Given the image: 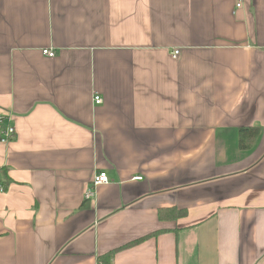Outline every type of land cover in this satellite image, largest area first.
<instances>
[{
	"label": "crops",
	"instance_id": "crops-1",
	"mask_svg": "<svg viewBox=\"0 0 264 264\" xmlns=\"http://www.w3.org/2000/svg\"><path fill=\"white\" fill-rule=\"evenodd\" d=\"M0 116V264H264V0H0Z\"/></svg>",
	"mask_w": 264,
	"mask_h": 264
},
{
	"label": "built area",
	"instance_id": "built-area-1",
	"mask_svg": "<svg viewBox=\"0 0 264 264\" xmlns=\"http://www.w3.org/2000/svg\"><path fill=\"white\" fill-rule=\"evenodd\" d=\"M241 4H238V7ZM179 53L178 50L174 51L173 56L176 57V55ZM43 54H45L46 56L53 58L55 57V51H53V49H44ZM102 98L99 95H94L93 97V102H95L96 105H100L103 104L102 102ZM8 120V121H7ZM15 128L11 123V119L7 118L5 119V117L0 116V143L4 144V143H8L10 142L14 137H15ZM136 180H142V177H135ZM134 179V180H135ZM110 182V178L109 175L107 173L104 172H99L97 173V175L94 177V180L92 182V188L102 185V184H106ZM0 191H2V189L0 188ZM93 195V190H89L86 193L87 198L92 197Z\"/></svg>",
	"mask_w": 264,
	"mask_h": 264
},
{
	"label": "trees",
	"instance_id": "trees-1",
	"mask_svg": "<svg viewBox=\"0 0 264 264\" xmlns=\"http://www.w3.org/2000/svg\"><path fill=\"white\" fill-rule=\"evenodd\" d=\"M261 133L260 127H241L238 131V141H239V147L241 150H248L256 141L259 134ZM0 188L2 191L4 190V186L0 185ZM160 219L161 221L165 220H178L181 217H184L186 215V212L184 210H176V209H165L162 211H159ZM164 231H156L151 233V235L163 233Z\"/></svg>",
	"mask_w": 264,
	"mask_h": 264
}]
</instances>
